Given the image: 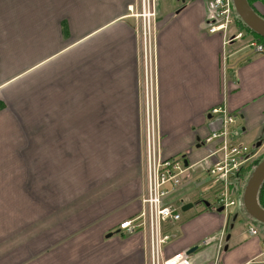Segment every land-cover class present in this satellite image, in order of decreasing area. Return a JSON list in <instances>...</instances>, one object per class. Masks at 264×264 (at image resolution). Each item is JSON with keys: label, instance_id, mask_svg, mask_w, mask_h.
Segmentation results:
<instances>
[{"label": "crops", "instance_id": "1", "mask_svg": "<svg viewBox=\"0 0 264 264\" xmlns=\"http://www.w3.org/2000/svg\"><path fill=\"white\" fill-rule=\"evenodd\" d=\"M162 1L160 19L156 21L154 55L159 104L156 115L161 120L163 156L186 154L190 164L203 159L210 150L204 141L219 125L211 110L220 106L237 116L245 135H261L264 53H257L241 42L225 44L221 32H208L204 24V0H180L177 4ZM137 3L138 0H128L123 5L129 8ZM124 10L95 32L71 26L68 16L73 14L65 10V17L57 23V40L64 42L61 47L55 49L52 28L46 36V41L52 37L46 52L45 36L41 33L32 49H20L12 52V56L0 57V264H147L146 235L128 234L119 229L121 222L135 218L143 209L144 154L142 163L136 165L129 189L123 186L116 189L118 192H97L87 198L79 213L69 206L72 212L67 215L72 217L54 220L55 177L44 174L54 162L27 158L29 137L23 123L24 117L34 116L33 125L43 113L40 107L31 108L26 101L22 104V114L15 110L16 89L21 81L39 75L55 60V99L58 93H62L60 97L69 94L59 104H74L72 108L65 105L62 109L55 105V120H58L55 143L61 140L59 135L56 138L57 126H73L77 120L88 125L96 120L99 122L95 126H104L114 117L107 115L110 105L128 98L137 117L136 125L138 119L140 147V42L133 24L129 23V9ZM21 12L20 4L13 6L11 0H0V36L12 35L11 16L17 18ZM24 22L26 15L21 35ZM45 54L48 56L44 57ZM93 113L97 115L92 117ZM90 132L91 129L86 134ZM95 133L99 135L100 131ZM123 133L116 131L112 135ZM97 180L95 177V185L84 191L85 197L97 189ZM112 182L119 183L120 179L116 177ZM95 200L98 202L91 205ZM188 200L193 207L183 211L180 222L169 226L173 239L164 250L166 256L197 246L190 254L193 264H264V235L253 236L245 228L244 217L249 226L253 225L242 206H237L239 211L230 217L229 212L217 211L211 193L193 192ZM205 200L211 206H206ZM44 214L51 218L46 221ZM222 232L225 234L221 238ZM110 233L113 235L107 237ZM209 236H215L216 240L203 244Z\"/></svg>", "mask_w": 264, "mask_h": 264}, {"label": "rangeland", "instance_id": "2", "mask_svg": "<svg viewBox=\"0 0 264 264\" xmlns=\"http://www.w3.org/2000/svg\"><path fill=\"white\" fill-rule=\"evenodd\" d=\"M126 1L128 0H11L13 6L16 4H20L22 6V12L18 14L17 18L11 16L12 35L8 36L7 34L5 36H0V40H2L0 43V57L3 58L4 56H12V52H16L20 49H32V45H35V40H37L36 37H38L39 41V34L41 33H44L45 36V40L43 39V42L46 52L50 46L47 42L49 39H52V37H49L46 41V36L52 28L53 32L55 29V49L61 47V44L64 42L60 39L57 40V23L62 16H64L63 13L65 10H70L73 14L72 16H68L71 26H78L81 30H87L90 28L93 32H95L105 21L120 15L122 10L126 11L124 9H129L131 19L125 20H129V23L133 24L136 32L141 31L140 21L136 19V17L132 16L137 13V6L132 8L133 5H131L128 8V6L123 5ZM162 2L164 4H177L178 0H163ZM255 7L264 17V11L262 10L264 8V4L257 1ZM131 9H133V12ZM25 15L26 22L23 24V34L21 35V24L25 19ZM159 16L158 10L156 21ZM6 25H8L7 20ZM65 31L66 28L63 32ZM237 31H239L237 26H231L225 34L221 33L223 34V37H229L230 34H235ZM242 33L244 35L241 38L237 37L235 41L241 42V44L243 43L247 46L249 45V47L253 48L250 44L256 40L252 38V35H248L246 31H242ZM153 36L156 40V28ZM138 37L140 42L138 66L141 85L140 147L138 145L137 133L138 119L136 125L137 117L135 118L134 116L128 98L110 105L106 112L108 116L114 115V117L109 118L107 120L108 123L104 126H95L94 123L96 124L99 122L96 120H93L92 125L84 123L81 124L82 120H77V123L73 126H57L56 130L59 133L56 138L59 135V139L61 140H58V142L55 143V121H58L55 120V105H58L59 109H62L66 104L60 105L59 101L65 100L69 96V94H63L64 96L60 97L62 93H58L55 99V60L47 65L39 75L31 76L33 77L32 79L22 80L16 89L18 97L15 101L17 103L15 110L17 112L22 114L21 110L24 108V105L22 104L26 101L29 107L35 109L40 107V111L43 113V116H40L41 119L39 122H36L33 125L34 116L24 117L23 123L25 124L27 135L29 137L28 140L30 149L27 158L30 159V157H33L32 159H37L36 162H54L53 166L49 168L50 171L48 172L45 170L44 172V174H50V176L55 177L54 220L58 217L68 216L67 214L72 212H69L70 207H74V209L78 211L77 213H79L82 207L85 206L84 204L87 198L94 196L97 192L109 193L123 186L124 188L129 189L128 187H131L132 185H130V181H132V177L136 171V165L138 164L139 166L142 163L143 154L144 163L147 162V160L145 162V158L148 153L146 150V138L149 127L150 129L154 128L156 133L155 143L159 144L162 148V136L160 132L161 120L157 117V115H155V118L148 117L147 115L148 109L151 113L152 107L154 108L155 114H157V107L159 105L157 102L156 87L157 64L152 65V74L150 70H148L147 73L145 67L146 56L144 55L145 52L142 48V39L140 34H138ZM227 49L228 46H226L225 52H227ZM47 56L48 54L44 55V57ZM151 81L154 83H151ZM97 94L98 93L95 95ZM73 105V103H70L66 106H70L72 108ZM95 106L96 104L93 102L92 107ZM58 107L56 109H58ZM227 110L229 109L227 108ZM95 111L98 112L96 109ZM45 112H48V117L45 116ZM96 115V113H93L92 117ZM237 121L241 124L238 118ZM90 129V134H86ZM42 131L43 134L40 135ZM96 131H100L99 135L95 133ZM116 131H124V133L123 135H112V133ZM61 133L64 134L60 136ZM85 134L86 136H84ZM242 141L247 146L253 148L255 152L259 154L264 152V147L260 150L254 148L257 146L258 142L256 137L252 136L250 133H246V135L244 134ZM33 144H35L34 150H32L34 146ZM95 177L98 178L96 182L97 189L91 190V193L85 197L84 191L90 187V185H95L93 184ZM116 177L120 179L119 183L112 182ZM243 177H245V171L241 174L239 180L235 184L239 183V185H242L243 182H245ZM90 180L92 181L90 182ZM262 187H264V185ZM116 191L112 192V194L118 192ZM236 198L238 199L237 196ZM96 202H98V200H95V202L91 205ZM76 205L81 206L75 207ZM84 209L85 208H83V210ZM229 210L232 213H237L239 211L237 205L230 207ZM232 213H230V217L233 216ZM72 216L73 215H69L67 218ZM44 217L45 220L51 218V216L46 214H44ZM244 219L246 225L245 228H248V221H246L245 217ZM251 224L258 230L259 236L264 235L263 224L258 222H251ZM147 247L148 237L146 235V248ZM146 263L148 264L147 255Z\"/></svg>", "mask_w": 264, "mask_h": 264}, {"label": "built area", "instance_id": "3", "mask_svg": "<svg viewBox=\"0 0 264 264\" xmlns=\"http://www.w3.org/2000/svg\"><path fill=\"white\" fill-rule=\"evenodd\" d=\"M159 2L160 0H138L137 13L132 15L141 23V31L137 33L142 39L147 73L150 70L151 74L152 65H155L156 40L153 34ZM258 2L264 4V0ZM205 6L204 24L208 32L225 34L229 27L236 26L232 0H205ZM131 11L133 12V9ZM243 35L242 31H237L229 37L225 36V44ZM250 45L255 52L264 53L263 43L253 41ZM211 114L216 117L218 128L210 132L204 141L210 147L208 154L193 164L187 162L186 154L164 157L161 146L155 143L154 128H148L146 186L141 196L143 209L135 218L123 221L119 225V229L128 234L142 232L147 235L148 247L145 251L148 264H193L187 251H179L171 256L164 253L173 238L168 232L169 226L181 221L183 207L189 203L188 196L191 193L199 192L202 195L211 193L214 197L213 204L216 207H223L225 213H232L230 207L241 205L240 195L232 191L231 184L234 183L237 188L235 183L244 171L246 173L254 166L257 152L242 141L245 131L234 113L225 106H220L213 108ZM147 115L155 118L153 107L151 113L148 109ZM248 231L253 236L259 235L254 226H249ZM224 234L222 232L221 238ZM215 240V236H209L202 243L209 244Z\"/></svg>", "mask_w": 264, "mask_h": 264}, {"label": "water", "instance_id": "4", "mask_svg": "<svg viewBox=\"0 0 264 264\" xmlns=\"http://www.w3.org/2000/svg\"><path fill=\"white\" fill-rule=\"evenodd\" d=\"M184 1V0H183ZM233 9L237 16L256 34L264 38V17L257 12L255 4L252 6L248 0H232ZM264 185V157L254 165L248 177L245 180L241 193V206L248 218L254 219L256 222L264 225V208L260 205L258 195L261 187ZM206 206H210V202L203 201ZM193 203H188L183 207V211H187L193 207ZM223 207L217 208L218 212H223ZM237 218V215H235ZM113 233L107 235L111 237ZM197 246L187 251L192 254L197 250ZM227 249V248H226Z\"/></svg>", "mask_w": 264, "mask_h": 264}, {"label": "trees", "instance_id": "5", "mask_svg": "<svg viewBox=\"0 0 264 264\" xmlns=\"http://www.w3.org/2000/svg\"><path fill=\"white\" fill-rule=\"evenodd\" d=\"M249 3L254 6V3L257 2L258 0H248ZM235 15H236V26L238 27V30L239 31H246V33L249 35H252V38L260 43H263L264 44V38L259 36L258 34H256L254 31H252L250 28H248V26L246 24L243 23V21L237 16L236 12L234 11ZM264 156H260L259 158H257L255 161H254V164L253 165H256ZM249 172L250 170H248L246 173H245V177L244 178V181L246 180V178L248 177L249 175ZM245 182H243L244 184ZM243 184L242 185H239V183L237 184V188L234 186V183L231 184V188H232V191H236V193H238L240 196H241V193H242V188H243ZM239 185V186H238ZM264 187H262L259 191V195H258V199H259V203L260 205L264 208ZM252 222H256L254 219H251Z\"/></svg>", "mask_w": 264, "mask_h": 264}, {"label": "flooded vegetation", "instance_id": "6", "mask_svg": "<svg viewBox=\"0 0 264 264\" xmlns=\"http://www.w3.org/2000/svg\"><path fill=\"white\" fill-rule=\"evenodd\" d=\"M256 140L258 143H257V146H255L254 148H256L257 150L258 149L260 150L262 147H264V132L261 133V135L257 136ZM262 154L264 155V152ZM262 154L257 153L256 159L259 158Z\"/></svg>", "mask_w": 264, "mask_h": 264}, {"label": "bare ground", "instance_id": "7", "mask_svg": "<svg viewBox=\"0 0 264 264\" xmlns=\"http://www.w3.org/2000/svg\"><path fill=\"white\" fill-rule=\"evenodd\" d=\"M242 127H243V126H242ZM244 131H245V130H244ZM240 206H241V205H240ZM240 206H239V207H240Z\"/></svg>", "mask_w": 264, "mask_h": 264}]
</instances>
